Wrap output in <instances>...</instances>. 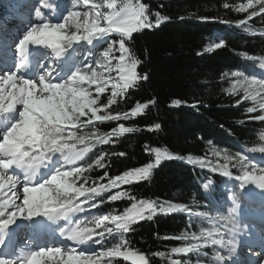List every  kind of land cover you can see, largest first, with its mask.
Here are the masks:
<instances>
[{
    "label": "snow or ice",
    "instance_id": "1",
    "mask_svg": "<svg viewBox=\"0 0 264 264\" xmlns=\"http://www.w3.org/2000/svg\"><path fill=\"white\" fill-rule=\"evenodd\" d=\"M258 3L260 12H264V0H258ZM71 4H82L86 10L67 11L66 16H61L66 11V2L61 0H55L54 4L42 0L34 7V17L38 22L31 23L18 39L15 45L17 59H11L8 44H3L5 55L0 58V115L3 116L0 121V252L6 254H0V264H113L112 258L115 257L125 260L134 257L133 264H148L143 254L129 249L125 234L133 231L132 226L138 221L152 220L157 208L161 213L189 212V208L181 204L157 205L154 201L145 200L133 203L131 209L123 214L91 212L103 203H94L96 197L132 181L148 180L154 165L149 163L115 177H109L105 172L100 179L107 178V184L86 187L89 178L85 172L105 167L104 155L94 163H78L90 150L88 142L95 137L94 143L108 144L112 142L110 137L138 129L121 124L110 133L99 136L96 132L80 135L77 132L90 126L95 128L93 121L103 123L105 120L135 117L154 103V100L137 103L127 113L97 115L101 107L108 109L117 102L118 96L129 88H136L138 81L148 79L146 73L138 75L136 68L140 61L126 46V39L131 40L133 33L142 29L159 27L161 19L167 18L157 13L153 24L147 5L139 0H71ZM252 7V3L244 4L237 11ZM45 9L55 18H62L63 22H53ZM256 15V11L251 13V16ZM245 23L239 22L241 27ZM113 34L119 39L113 40ZM85 45L91 47L85 48ZM101 45L107 46L95 55ZM222 45L223 41L215 47L219 49ZM82 49L89 53L85 58L87 63L77 58ZM116 51L120 53L118 57L115 56ZM33 57H38L36 63L32 62ZM48 59L52 63L40 62ZM114 60L117 61L115 64ZM261 67L264 68V59ZM113 72L117 77L112 76ZM232 75L238 79L228 89L229 93H238L239 85L243 89V100L257 101L260 97L257 106L248 107L247 113H254L257 107L264 111V79L245 77L241 80L240 72ZM109 85L112 92L107 104H98L100 94ZM241 102L237 100L236 105ZM172 104L178 106L181 101L173 100ZM197 105L198 102L192 106ZM252 119L264 122V115ZM152 128L158 130L161 125L155 123ZM152 151L156 154V164L171 158L158 148ZM260 151L264 152V148ZM212 155L215 162L206 157H188V160L192 164L198 163L202 169L207 168L212 173L240 182L241 189L251 183L264 190V168L259 170L261 174H256L255 167L251 171L245 170L249 162L247 156L239 153L231 156L216 149ZM231 161H235L232 167L243 170L241 175L233 176L229 171ZM212 183L208 180L204 188L208 189ZM244 194L248 195V192ZM125 197L135 199L127 191H117L109 200L114 202ZM206 199H217L218 202L215 192L209 193ZM234 211L233 208L228 215L208 217L216 224L214 228L201 231L199 235L195 232L190 234L192 240H202L203 246L212 248L215 264H229L236 257L239 241L235 235L238 229L232 218ZM79 213H88V216L79 217ZM194 215L200 217L201 213ZM59 221L64 222L62 226ZM220 221L224 222L223 227L228 229L230 238H225ZM48 222L58 224L62 238L58 245H41L38 250L25 246L18 254L15 252V237L20 231L30 230L35 234L47 227ZM179 238L188 237L186 234ZM109 239H117L119 243L108 247L106 242ZM200 248L201 244L193 243L172 251L192 254L198 253Z\"/></svg>",
    "mask_w": 264,
    "mask_h": 264
},
{
    "label": "trees",
    "instance_id": "2",
    "mask_svg": "<svg viewBox=\"0 0 264 264\" xmlns=\"http://www.w3.org/2000/svg\"><path fill=\"white\" fill-rule=\"evenodd\" d=\"M251 1L139 0L147 5L153 24L157 13L167 18L161 19L159 27L142 29L133 33L131 40L126 39V46L140 61L136 68L138 75L146 73L148 79L138 81L136 88H129L118 96L117 102L108 109L101 107L100 110H104L97 115L127 113L137 103L153 100L154 103L135 117L105 120L103 123L93 121L95 128L90 126L77 132L78 135L96 132L99 136L110 133L121 124L138 129L112 136V142L108 144L94 143L95 137L88 142L90 150L85 163H94L104 155L105 167L85 172L89 178L86 187L107 184V178L100 179L105 172L109 177H115L149 163L154 165L148 180L120 185L96 197L94 203L103 201L108 205V212L117 214H123L133 203L145 200L157 205L181 204L189 208V212H159L150 221L145 219L133 224L134 230L125 234L130 249L143 254L148 264L212 262L211 255L172 251L193 244L190 238L179 237L199 233L200 217L194 214L206 209L202 204L209 201L203 192V181L206 178L218 181L216 179L221 176L207 168L202 169L198 163H190L188 157L205 158L212 146L231 156L255 152L264 146V122L252 119L262 113L257 110L247 113L246 109L253 107L247 101L241 100L237 106L236 101L240 99L227 91L225 78L233 71L257 70L264 59V12L256 9L258 15L251 16L253 11H237ZM0 12H13L10 0H0ZM201 17L211 19L202 20ZM240 21L246 22L243 27ZM112 39L119 37L113 34ZM221 41L223 45L217 49L215 45ZM105 46L101 45L99 51ZM211 46L214 48L208 51ZM119 55L116 51L115 56ZM116 62L114 60L113 64ZM173 100H180L181 105H173ZM197 102V107H193ZM155 123L161 128H152ZM153 148L171 158L156 165ZM173 155L177 158H172ZM229 171L233 176L239 175L234 167ZM228 182L231 184L234 179ZM117 191H127L135 199L125 197L110 201L109 197ZM237 197L242 204L241 197ZM193 199L199 206L192 203ZM161 252L163 256L159 255ZM115 264L130 263L117 260Z\"/></svg>",
    "mask_w": 264,
    "mask_h": 264
},
{
    "label": "rangeland",
    "instance_id": "3",
    "mask_svg": "<svg viewBox=\"0 0 264 264\" xmlns=\"http://www.w3.org/2000/svg\"><path fill=\"white\" fill-rule=\"evenodd\" d=\"M10 1L12 2V6L15 10L12 13L7 14V15L0 13V50L3 49V44H5V43L8 44L9 51H10V53H12L14 60H15V59H17L16 54H15V45L18 43V39L21 38L23 34L18 36L17 38H15L13 40H11L12 39L11 37L15 32H17L18 29L16 30V28L18 26L21 25L22 26V27L20 26V29H21V28H25L30 23L38 22V21H36V19L34 17V7L38 6L39 3L42 2V0H10ZM51 1L52 0H49L50 3H51ZM61 2L62 3L66 2V11H64L61 14V16H64V13L66 14L67 11H74L79 6L81 7V9L75 10V11L83 12L86 10L82 4H76L73 6L71 4V0H61ZM94 2H96V0H94ZM250 3L253 4V7L248 8L247 10L256 11V9H259V11H260V6L258 3V0H252ZM44 11L46 12V14H49V17H50V19L53 20V22H61L62 21V18H55L49 10L45 9ZM116 40H118V39H116ZM1 43H3V44H1ZM87 47H91V46L85 45V48H87ZM116 47L118 48V45H116ZM213 48H214V46H211L208 49L212 50ZM42 51H44V49ZM99 52L100 51L98 48L94 54L98 55ZM115 54H116V52H115ZM4 55H5V53L2 54V57ZM13 57H11V59ZM86 57H89V53L87 51H84L83 49L77 53V58L81 59V60H85V62L87 63L88 60L85 59ZM13 70H15V68H13ZM234 72H240L241 73V76L239 77V79H241V80H243L245 77H247L248 79H253V78L264 79V68H262L261 65L259 66V68L257 70L233 71V72L227 73L225 75L226 82L228 85L227 91H228V89L232 88L233 84H236V81L238 79L237 77H234L232 75V73H234ZM112 76L117 77V73L113 72ZM237 88H238V93L233 94L234 96H237L242 101L250 102L253 107L257 106L260 97H257V101L243 100V89L240 88L239 85H237ZM111 92H112L111 85H109L107 90L104 93L100 94V99L97 101V103L98 104L100 102L106 103L108 101L109 96L111 95ZM93 95H95V86H93ZM17 107H20V106L18 105ZM103 110L104 109H102L100 111H103ZM257 111L262 113V115H264V111H261L258 107H257ZM2 120H3V116L0 115V121H2ZM214 149L218 150L217 148L212 146L209 148V150L205 156L208 160H210L212 162H215V160H216V158L212 155ZM222 152H224V151H222ZM239 154L245 155L248 157L249 162H248L247 169H245V170L250 171V169L253 167L260 168V169L264 168V152H261L260 150H258L256 152H252V153L246 151V152L239 153ZM86 156H87V153L84 157V160H82L78 163L84 164L87 161ZM172 158H177V156L173 155ZM163 160H165V159H162L161 162ZM222 162H223V160L221 158V163ZM233 163H235V161L229 162V168H232ZM156 165H158V164H156ZM256 166H258V167H256ZM234 168H236L237 171L240 172L239 175L242 174L243 170L241 168H239V167H234ZM221 178H222V175L219 176L218 179H216V180L219 181ZM208 180H211V179L206 178L203 181V192L206 196L209 193L215 192V196L218 198V202H217V199H212V200H209V201L204 202L202 204V206L206 207V209L200 210V213H201L200 223L197 224V227L199 229V233L201 231H207L209 229H212L216 226V224H214L213 222H210L207 219L208 217H216L217 215H228L229 212L234 208L235 211L232 213V218H233V221L235 222L237 229H238V231L235 235H236V239L239 241V244H238V250H237L236 257L232 261H229V264H264V227H262L261 231H259V228H257L256 225H257L258 220L261 218H259V219L253 218V214H256V213L257 214L260 213V214L264 215V203H262L263 200H261L264 196L263 190L258 188V192L260 193L258 200H261V201L257 202L254 200L251 203L246 199L247 195L244 194L245 188L241 189L239 187L240 182L234 180V182H231V184H230L228 181L232 180V179L223 177V180L221 182L212 180L213 181L212 185H210L208 189H205L204 184H206L208 182ZM237 196L241 197V199L244 202V205H241L238 203V201L235 199V197H237ZM233 200H235V202H233ZM238 200H239V198H238ZM194 205L199 206L198 203H195ZM107 210H108V205H105L102 203L100 208L91 209V212L103 213V214H117L116 212H108ZM159 212L160 211L157 210L153 216L159 214ZM245 213H249V216L252 217V220ZM77 215L79 217H86V216H88V213H79ZM58 223L62 224L63 221H59ZM50 224H53V223H48V225H50ZM55 224H57V223H55ZM219 224L221 226V231L225 234V238L226 239L230 238L231 234L228 232V229L223 227L224 222L220 221ZM228 227L231 228V225H229ZM256 229L258 230V232L256 231ZM23 233L24 232L18 233L17 237H23L25 234V233L24 234ZM199 233L197 235H199ZM26 235H27V237H30V240L26 239L27 241L25 242L22 238H19L18 242H16L17 245H15L14 250L17 254L19 253L20 249L25 248V246H30L31 248H33L34 247V239H37L38 236L41 235V239L42 240L44 239L43 234H41V233H38V234L35 233L34 234L30 230H28L26 232ZM188 238L191 239V237H188ZM244 240L250 241L251 246H246L243 243ZM16 241H17V239H16ZM53 241L56 242L57 240L55 239ZM193 241H194L193 243L201 244V248L199 249L200 255H203V256L211 255L212 262L210 264H215L212 248L210 246H207V247L203 246L202 240L201 241L193 240ZM106 243H107L108 247H111L114 244L119 243V240L109 239ZM48 244H51L52 246L56 245L53 242H48ZM18 247H19V249H18ZM128 247H129V245H128ZM38 248H37V250H38ZM129 249H130V247H129ZM25 250H27V249H25ZM131 251H133V250H131ZM112 260H113V264H115V262L117 260L121 261V262H128L130 264H133L131 261L125 260L122 257H115V258H112ZM196 264H202V263L196 262Z\"/></svg>",
    "mask_w": 264,
    "mask_h": 264
},
{
    "label": "bare ground",
    "instance_id": "4",
    "mask_svg": "<svg viewBox=\"0 0 264 264\" xmlns=\"http://www.w3.org/2000/svg\"><path fill=\"white\" fill-rule=\"evenodd\" d=\"M79 9H81V7L79 6V7H77V9H75V10H79ZM74 10V11H75ZM67 15V13L65 14L64 13V16H66ZM61 22H63V20L61 21ZM31 24V23H30ZM30 24L28 25V26H26L25 28H21L20 29V26H18L17 28H16V30H17V32H15L13 35H12V39L11 40H13V39H15V38H17L18 36H20V35H22V34H24V32L28 29V27L30 26ZM22 27V26H21ZM23 29V30H22ZM1 44H3V43H1ZM41 51L43 50L42 48L40 49ZM5 52H4V49H1L0 50V58H2V54H4ZM11 57H13V55H12V53H11ZM38 58V57H37ZM13 60H14V57L12 58ZM49 61H50V59H49ZM44 63V62H43ZM256 167H258V166H256ZM253 168H251L250 169V171L252 170ZM260 168H256V174H261L260 173ZM248 192V193H252L253 195H254V200L255 201H257V202H260L261 200H263L262 201V203H264V196H263V198L261 199V200H258V197H259V195H260V193L258 192V187L256 186V185H254V184H251V183H249L248 185H246V187H245V192ZM263 192H264V190H263ZM248 217H250L249 216V213H245ZM264 215H262V214H253V218L254 219H259V218H261V219H263L264 217H263ZM251 218V220H252V217H250ZM19 223H20V221H18ZM48 223H52V222H48ZM258 223V222H257ZM56 225L57 224H55V223H53V224H50V225H48L47 227H45V228H43V229H41V231L42 232H45L44 233V239L42 240V239H34V241H35V243H36V245L37 246H35V247H33L32 249L33 250H37V248L39 247V246H41V245H43V246H50L51 244H48V242H53V243H55L56 245H58L59 243H60V241H58L56 238H55V235L54 234H52V233H50V229H54V228H56ZM13 227H15V226H13ZM259 228H262L261 226H259ZM28 231V230H27ZM26 230H23V231H20V232H24L25 234H24V236L25 237H15V243H14V245H16V239L18 240L19 238H22V239H24L25 241H27L26 239H28V240H30V237H27V235H26V232H27ZM256 231L258 232V230L256 229ZM255 231V232H256ZM31 234V233H30ZM37 234H38V232H37ZM58 235H59V233H58ZM60 237V236H59ZM61 238V237H60ZM57 240L56 242H54L53 240ZM62 239V238H61ZM45 243V244H44ZM243 243L246 245V246H251V243H250V241H247V240H244L243 241ZM52 246V245H51ZM3 254H6V253H3ZM123 258V257H122ZM133 259H134V257L133 258H129L128 260L129 261H131L132 263H133Z\"/></svg>",
    "mask_w": 264,
    "mask_h": 264
}]
</instances>
